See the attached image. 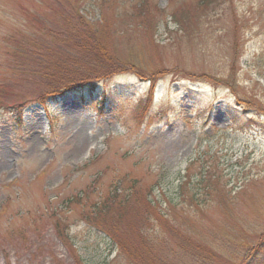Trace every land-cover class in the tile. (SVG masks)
I'll return each mask as SVG.
<instances>
[{
  "label": "rangeland",
  "instance_id": "374dc122",
  "mask_svg": "<svg viewBox=\"0 0 264 264\" xmlns=\"http://www.w3.org/2000/svg\"><path fill=\"white\" fill-rule=\"evenodd\" d=\"M43 1L0 0V71L14 57L9 38L40 28L22 20L24 9L73 29ZM79 2L100 20L106 64L123 71L84 99L28 108L18 130L0 114V264H132L79 219V205H60L107 192L118 177L145 193L155 185L165 213L163 222L153 210L140 217L149 219L145 242L130 227L141 223L134 205L110 227L141 241L149 264H244L264 243V0ZM30 81L4 89L27 95L39 88ZM48 206L70 221L55 227Z\"/></svg>",
  "mask_w": 264,
  "mask_h": 264
},
{
  "label": "trees",
  "instance_id": "16d2710c",
  "mask_svg": "<svg viewBox=\"0 0 264 264\" xmlns=\"http://www.w3.org/2000/svg\"><path fill=\"white\" fill-rule=\"evenodd\" d=\"M38 1L41 5H49L43 3V0ZM52 2L58 12L56 14L60 15L67 24L71 23L69 26L73 29L67 30L63 27L53 26L39 11L24 9L25 17L22 20L36 22L40 28L35 26L36 30L34 31L33 28L32 32H28L26 39H16V42H11L12 40L9 38L10 40L7 42L6 55H13L14 57L11 61L6 60L2 65L5 71H0V114L3 112L8 114L6 118L14 123V130L25 125L28 108L36 106L47 108L52 101L59 102L66 96L84 99L86 91L92 92L94 89H99L102 82L123 71L122 67L106 64L107 61L104 57L107 52L101 50L94 32L100 20L92 21L86 10L79 9V0H52ZM49 10L54 14L53 8H49ZM71 30L75 31L72 32ZM64 42H71L72 45L63 46ZM11 50L13 51L11 52ZM80 53L82 54L81 59L77 61L69 59ZM56 58H60L63 64L54 63L50 65L48 63ZM135 72L139 73V71ZM150 77L153 78L154 75ZM34 79H38L39 85L37 84V86L39 88L27 93V95L20 90L19 92L14 90L8 92L4 89L6 86H13L15 89V85L29 83L30 80L33 82ZM105 101H107V97L105 98L104 95L98 103L102 106ZM202 182L204 180H200V183ZM137 186V183L132 179L118 177L108 185L107 192H80L77 195L62 199L60 205L69 203L79 205L81 207L79 219L85 220L87 224L108 236L119 252L125 253L132 264H149L146 259L137 255L140 251L142 252L141 241L127 243L118 237L120 234L117 235L110 229L111 225L116 224L117 226L121 220H124L126 213L123 210L132 205L135 206L133 210L137 216L136 220H141V223L132 221L130 227H139L134 231L142 232V234L138 233L142 241H146L144 237L146 231L144 230L149 225H141L142 222L149 221L146 217L140 218L143 213L146 216L153 210L155 217L153 223L156 221L163 222L165 213L163 209L157 207L156 201L151 198L152 195H155V185L151 186L147 193L137 189ZM94 188L93 191H95ZM134 196L137 198L135 203L132 202ZM140 201L141 204H137ZM52 204L49 203V205ZM127 204L129 206L125 207ZM141 205L143 211L140 209ZM161 206L163 205L161 204ZM48 211L50 218L54 220L52 223L55 227L64 226L65 223L61 222L70 221L66 217L61 218L62 215L57 213L56 206H48ZM261 245L264 243L259 245L256 254L255 252L252 253L250 259L244 264H264V257L261 256L264 246Z\"/></svg>",
  "mask_w": 264,
  "mask_h": 264
}]
</instances>
